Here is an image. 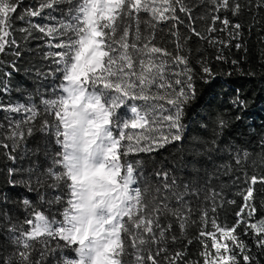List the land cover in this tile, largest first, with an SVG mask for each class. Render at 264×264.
<instances>
[{
	"label": "snow or ice",
	"instance_id": "obj_1",
	"mask_svg": "<svg viewBox=\"0 0 264 264\" xmlns=\"http://www.w3.org/2000/svg\"><path fill=\"white\" fill-rule=\"evenodd\" d=\"M203 5L206 12L197 17L190 0H35L28 6L24 0H0V54L15 57L6 65L12 71L3 72L0 94L13 91L12 73L20 71L17 62L25 55L16 33L25 43L39 42L26 49L36 56L24 69L34 91L23 103L0 101L8 126L0 123V146L8 159L15 162L21 150L28 155L27 142H36L32 154L37 159L27 169L9 167L7 182L37 192L48 205V210L38 209L25 197L8 207L9 196H0V233H6L0 264H193L188 252L193 243L202 247L195 264H253L256 257L244 237L264 251V221L250 223L257 212L254 185L264 183V177L252 176L236 193L243 203L234 223L219 221L223 204L236 200H227L213 182L252 153L222 141L232 127L222 116L214 122L211 140L200 134L208 132L209 121L199 109L209 108L212 101L205 96L216 95L223 73L203 58L196 61L197 71L191 49L185 51L192 37L222 46L241 38L243 25L232 20L245 10L264 11V0H203ZM209 17L205 35L195 22ZM165 23L171 25L173 52L157 46ZM217 23L220 31L231 30L229 42L211 35ZM239 63L232 61L237 70ZM15 91L24 95L26 90ZM235 91L230 105L242 124L248 104ZM168 147L182 155L158 163L155 154ZM258 147L264 159V135ZM214 154L221 160L226 154L228 161L216 165ZM17 175L27 179L17 180ZM18 203L26 214L22 222L11 215ZM193 225L200 226L199 232L188 239Z\"/></svg>",
	"mask_w": 264,
	"mask_h": 264
},
{
	"label": "trees",
	"instance_id": "obj_2",
	"mask_svg": "<svg viewBox=\"0 0 264 264\" xmlns=\"http://www.w3.org/2000/svg\"><path fill=\"white\" fill-rule=\"evenodd\" d=\"M35 0H24V6L34 3ZM190 2L195 3L197 7L194 9V15L199 17L203 16L206 12V7L203 5V0H190ZM242 3H245L246 0H241ZM181 17L184 14H180ZM229 18H231V15ZM221 20L224 18V14H220ZM37 22L40 21L39 18H35ZM257 21L256 27H253L249 31V26L253 21ZM241 23L243 25V32L241 38L231 40L229 37V31H220L222 25L217 23L215 25L217 31L211 35L220 40L229 42L228 46H222L221 44L210 45L208 41L200 40L196 37H192L190 41L187 42V49H191L192 52V66L198 71V65L196 64L197 60L201 58L207 59L211 62L213 69L217 73H223L218 77V80L221 82V86L216 88V95L214 97L205 96V99H211V104L209 108L205 111L199 109L202 115L206 116L209 121V130L208 132L200 133L205 138L211 140V129L214 126L217 116H222L225 121H227L232 127L231 130H225L223 136L221 137L224 142H232L240 147H247L252 155L240 166L232 164V168L235 171L229 172L228 174H222L219 179L215 180L213 183L216 186L217 191H220L223 188L224 195L227 200H236V204L224 203L223 207L219 211V221L221 223L232 224L235 222V212L239 210V205L243 203L242 197L236 195V193L246 189L248 184L251 182V177L256 176L258 181L261 177H264V159L261 158L259 154L258 141L261 135H264V58H262V53H264V31H261V26L264 25V11L256 14L255 8L252 12L249 13L245 10L244 14L241 15L238 19H233L232 23ZM187 23V21H186ZM211 24V19L201 20L197 19L195 22V27L198 31L206 33V28ZM21 27L19 23L16 25ZM171 28L170 24L160 25L158 29V34L156 37L157 46H162L167 48L169 52H173L175 49L174 38L169 34V29ZM179 30L182 36L188 35V29L184 25L179 26ZM16 38L22 44V51H25L24 57L17 62V67L20 68L19 72H13L11 77V85L13 91L8 95L0 94V101L7 104L9 101L16 103L17 101L23 103L29 97L27 92L34 91V85L32 84V77L26 76L24 69L28 67L29 62H33L36 59V56L28 54L26 49H34L39 43L38 41H29L25 43L19 33H16ZM239 43L242 45L241 48H237L236 44ZM199 50V54H197ZM222 54L226 59L225 61H217L215 58L217 55ZM38 55V54H37ZM0 60L5 62L4 65H0V80H4L3 72L12 71L11 68H8L6 65L13 60L15 57L10 53L0 54ZM239 61L238 69L232 65V61ZM231 72L232 75L228 76L227 73ZM243 73H254L253 76L241 75ZM227 81V83H223ZM16 87H21L25 89V94L21 95L15 91ZM51 85H49L50 89ZM203 83L197 84L198 93L203 91ZM239 90V93L243 99L247 101L248 108L244 113V120L241 123L236 121V116L238 112L233 109L230 105V101L235 97L236 91ZM38 102V101H37ZM241 112L244 109L240 110ZM190 118H194L195 114L190 113ZM5 113L0 112V123L4 124L5 129L7 130V121L4 119ZM19 119L20 117H16ZM243 125H248L244 127ZM6 143H11L10 141H5ZM36 145L35 140L30 139L27 142V147L29 149L28 155H25L23 150L20 151L18 159L13 162L8 159L5 155L6 149L0 146V196L2 194H7L9 196V206L13 207V202L22 201L23 198L27 197L33 201L34 205L37 208H43L48 210V205L42 203L39 200L37 192H29L26 187L17 186L10 187L8 184V175L7 169L12 167L14 164L16 167H23L25 169L29 168L31 164L37 159L36 156L32 154ZM221 146H224L223 144ZM156 160L160 162L171 163L174 159H179L182 155L178 153L174 147H168L166 149L160 150L159 153L155 154ZM224 159H217L216 154H214L213 159L216 165L226 163L228 157L226 154ZM42 160V157L40 158ZM46 166V165H45ZM211 170V165L208 166ZM247 173V178L245 177ZM238 178V179H237ZM17 180L27 179L26 175H17ZM247 179V182H246ZM233 180L236 181L233 184ZM254 206L257 209V212L254 214V218L250 223H259L264 221V183L257 182L254 185ZM3 207V206H0ZM14 211L11 212L13 220L23 221L25 218V213L23 211L22 203L14 205ZM7 210V209H5ZM56 207L52 208V211H56ZM198 220V217H194ZM199 225H193L190 227L188 232V239H193L199 232ZM211 230V228L209 229ZM244 229L241 228L236 234L240 236L243 233ZM6 233H0V246L6 247L4 243V236ZM247 243L252 247L250 255L255 256L256 260L253 264H264V251L259 250L253 244V241L249 237H244ZM184 244H187V239L184 240ZM202 247L198 243H193L188 249L189 260L195 264L199 259ZM38 257V253L34 256V259ZM200 264H203V261L200 260Z\"/></svg>",
	"mask_w": 264,
	"mask_h": 264
}]
</instances>
